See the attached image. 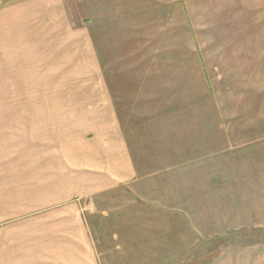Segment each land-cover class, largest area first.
Instances as JSON below:
<instances>
[{
	"label": "crops",
	"instance_id": "obj_1",
	"mask_svg": "<svg viewBox=\"0 0 264 264\" xmlns=\"http://www.w3.org/2000/svg\"><path fill=\"white\" fill-rule=\"evenodd\" d=\"M52 1L83 19L62 49L103 72L69 104L0 107V264H128L92 215L124 193L229 222L243 243L216 264H264V0Z\"/></svg>",
	"mask_w": 264,
	"mask_h": 264
},
{
	"label": "rangeland",
	"instance_id": "obj_2",
	"mask_svg": "<svg viewBox=\"0 0 264 264\" xmlns=\"http://www.w3.org/2000/svg\"><path fill=\"white\" fill-rule=\"evenodd\" d=\"M69 5L64 2V9L73 17ZM52 6V0H0V107L69 104L70 97L79 92L80 82L73 80L103 72L99 65L86 64L84 51L62 49V40L74 36L59 33L60 28L65 29L67 20L78 25L83 19L63 18L60 24ZM142 168V173L151 176L144 187L150 186L149 179H154V189L159 182L164 185L158 170ZM121 195L129 197V202H108L103 211L97 208L92 215H97V230L108 237L109 249L133 245V250L125 251L128 264H216L219 251L243 243V235L223 219L216 217L215 225H199L196 211H183L190 219L176 225L171 218L181 219V211L133 201L129 193ZM220 212L216 210V216ZM222 212L228 221V211ZM256 229L253 237L260 238L264 228ZM118 235L120 241L115 242ZM168 251L172 252L168 255Z\"/></svg>",
	"mask_w": 264,
	"mask_h": 264
},
{
	"label": "bare ground",
	"instance_id": "obj_3",
	"mask_svg": "<svg viewBox=\"0 0 264 264\" xmlns=\"http://www.w3.org/2000/svg\"><path fill=\"white\" fill-rule=\"evenodd\" d=\"M144 4V3H143ZM250 67V66H249Z\"/></svg>",
	"mask_w": 264,
	"mask_h": 264
}]
</instances>
